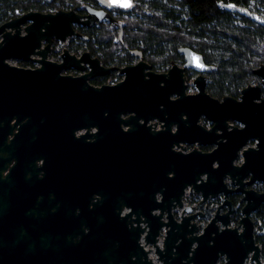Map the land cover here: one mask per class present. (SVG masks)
<instances>
[{
  "label": "water",
  "instance_id": "water-1",
  "mask_svg": "<svg viewBox=\"0 0 264 264\" xmlns=\"http://www.w3.org/2000/svg\"><path fill=\"white\" fill-rule=\"evenodd\" d=\"M100 1L106 7L123 11L135 7L134 0ZM106 17L115 22L102 9H90L84 18L74 9L31 11L18 19L19 25L26 18L32 19L25 27L26 33L20 35L17 30L16 39H4L0 57V264H157L155 260L160 264H217L222 257V264H246L248 259L250 263L264 264L252 218V212L264 201V191L245 190L242 200L247 203L242 208V217L238 225L232 226L231 214L235 209L228 199L225 203L230 207L223 213L189 214L193 207H185L184 215L178 220L170 209L154 212L152 205L141 204L146 200L153 201L154 205L153 190L149 193L140 190L141 179L135 173L129 178L124 176L127 148L131 146L135 150L142 137L140 133L121 128V123H130L122 113L135 112L131 122L140 124L139 118L153 115L159 102L168 100L172 92L190 97L184 95L182 68L175 64L168 73L145 71L149 64L142 58L137 65L121 69L125 72L123 80L95 85L89 79L108 73L110 68L102 66L90 51L77 56L66 48L61 62L48 59L54 40L66 41L71 36L82 35L75 28L76 23L94 26ZM43 40L47 41L45 47H42ZM179 50L188 65L196 66L193 61L203 63L202 54L191 47ZM32 54L41 63L37 68L12 66L5 61L7 57L28 60ZM70 68L83 73L62 72ZM254 73L264 84V64L255 68ZM261 88V85H249L243 89L244 101L258 97ZM200 90L206 93L205 84ZM197 105L194 101L190 104ZM256 105L258 113H264V100ZM93 126L98 127L99 151L106 154L109 148L113 153L115 175L110 177L109 199L106 196L103 203L111 201L113 208L94 206V209H83L80 214L70 205L52 209L47 198L42 197L40 201L37 198L46 188L42 182L45 179H40L38 173L58 164L55 159H48L39 166L35 158L49 143L62 144L66 156L75 155V142L90 134L87 132L79 138L76 130ZM255 133L261 139L259 146L245 150V163L234 168L241 172L240 178L233 179L234 184L264 181V126H257ZM241 146L228 156L230 160ZM220 150L202 155V162L212 171L202 183H197L198 167L194 175L188 173L189 165L195 166L199 158L189 153L180 161L183 167L174 181L180 204L188 185L202 195L201 202L209 195L215 197L226 187L223 174L213 175L218 170L227 171L223 166L213 167ZM131 156L138 154L131 152ZM249 173V180L244 182ZM106 181L105 176L99 177L100 189ZM128 184L132 186L126 192ZM197 216L208 222H198ZM162 226L167 231L160 243Z\"/></svg>",
  "mask_w": 264,
  "mask_h": 264
},
{
  "label": "flooded vegetation",
  "instance_id": "flooded-vegetation-1",
  "mask_svg": "<svg viewBox=\"0 0 264 264\" xmlns=\"http://www.w3.org/2000/svg\"><path fill=\"white\" fill-rule=\"evenodd\" d=\"M38 1L37 8L32 7L25 10V6H17V1L9 7L3 0H0V57L2 56L1 46L3 45L4 39H16L18 36L17 30H20V35L26 33L25 27L32 22V19L26 18L20 25L18 24V19L31 11L46 13L55 12L59 9H74L84 18L90 9H102L109 12L112 18L115 19V22L111 17H106L94 26L76 23L75 28L82 35L71 36L66 41L54 40L48 59L61 62L66 48L77 56L82 55L85 51H90L92 57H98L100 59L102 66L110 68L108 73L89 79L95 85H102L106 83L116 84L123 80L125 72H122L121 69L135 66L144 58L142 52L134 49L130 52L132 57L126 59L124 62H110L105 59L106 56L100 50L93 51L88 48L89 41L95 43L98 40L97 35L99 33L96 32L94 34L93 32L104 24L110 23L117 27L119 39H122L125 29L120 17L134 16V10L139 4V0H134L135 7L130 11L106 7L100 0H75V2H78L76 5L69 0L58 9H54L52 6L54 0ZM27 3L32 4L33 0L27 1ZM8 23L11 24L9 25ZM62 43H66L68 47L62 45ZM79 44L83 45L78 47ZM46 45L47 41L43 40L42 47ZM181 47L191 46H180L178 48L180 56L177 60L155 63L144 58L149 64L145 68V71L161 74L168 73L175 64L179 68H182L183 71L181 74L185 85L184 95L190 97H182L180 93L172 92L168 100L159 102L153 115L150 114L147 119L145 116L139 118L140 124L131 122V116L135 115V112L122 113V117L129 119L130 123H121V128L126 132L134 131L140 133L142 137L140 145L135 150L131 146L127 148L128 154L125 157L126 163L124 165L126 169L124 176L129 178L133 175L132 173H135L141 179L140 190L148 191V193L153 190L156 197L154 205L152 203L153 201L148 202L146 200L141 204L146 207L152 205V211L154 212L159 211L160 208L165 211L170 209L173 211L175 218L180 220L184 215L185 207H193L189 214L198 213L214 216L218 211L223 213L228 210L230 204L225 203V200L228 199L232 203L231 206L235 209L231 214V222L235 221L236 225H238L242 217V208L247 203L246 200H242L245 196V190L253 189L258 192L264 191L263 180H256L251 184L244 185L240 183L234 184L233 182V179L237 180L240 178L241 172L234 168L245 163V150L257 148L261 141L255 132L257 126H264V113H258L256 105V103H261L264 100L263 80L259 75L254 73L255 80L243 86L234 90H216L218 85L215 80V74L217 72L215 64L205 59L200 51L191 47L196 52L202 54L204 60L203 63L193 61L196 66L188 65L185 55L179 50ZM117 55L127 56L129 53L118 50ZM31 57L28 60L7 57L5 61L12 66L27 68L39 67L41 63L36 60L37 56L32 54ZM86 65L88 66L89 64L87 63ZM62 72L76 75L83 73V71L74 68L64 69ZM1 80L0 77V84ZM95 80H100L101 83H95ZM113 81L115 83H112ZM202 84H205L206 93L204 94L200 92ZM249 85H261V92L258 97L254 96L251 100L244 101L243 89ZM251 95L253 96V94ZM193 101L198 105L190 106ZM182 103L184 105L181 106ZM16 131L18 130L16 129ZM87 132L90 133L88 136L84 137V139H82L83 137L80 138L82 134ZM97 133V126H93L90 129L85 127L76 130V136L80 140L74 144L76 153L73 156L65 155L66 149L62 144L53 145L49 143L42 148L41 154L35 158L38 165L43 166L44 162L48 159H55L58 165L52 169L50 168L51 170L44 168L39 171L38 177L45 179L42 182L45 183L46 187L44 192L38 195L37 198L39 201L42 197L47 198L51 202L52 209L70 205L75 209L76 214H80L86 208L94 209V206L104 205L106 196L109 199L111 194L110 177H114L115 171L113 153L109 148L108 153H106L107 155L99 151L100 145ZM240 144L242 146L236 151L235 158L230 160L228 156L234 153V149ZM219 149H221L220 154L214 160L213 167L223 166L227 168V171L222 172L218 170L213 175L217 174V176H220L223 174L226 187L221 188L215 197L209 195L204 202H201L203 199L202 195H198L195 192V187L188 185L184 189L180 204L177 199V190L174 184L175 178L179 175L183 167L180 166V161L189 153H191L189 154L190 156L199 158L195 166L194 164L189 165L188 173L194 175V170L198 167L197 183H202L208 176V173L212 172L210 166L202 162V158H204L202 155L204 156L207 153L219 151ZM131 152L133 155L138 154V156H131ZM15 160L16 157H14ZM104 176L107 178V181L101 184V190L100 185L98 186V179ZM249 178L250 173L245 177L244 182L249 180ZM131 186V184L126 186V192L130 191ZM255 199L253 196L252 200ZM102 208H113L111 201L107 200ZM198 216L196 217L198 222H208V219L199 218ZM252 218L255 221L256 240L257 238H264V201L252 212ZM85 229L88 231L87 228ZM166 231V226H162L160 233H163L164 238ZM260 245L262 247L261 258L264 261L263 242ZM150 255L155 257L154 253ZM220 261L221 259L218 263ZM246 264L252 263L248 259Z\"/></svg>",
  "mask_w": 264,
  "mask_h": 264
},
{
  "label": "trees",
  "instance_id": "trees-1",
  "mask_svg": "<svg viewBox=\"0 0 264 264\" xmlns=\"http://www.w3.org/2000/svg\"><path fill=\"white\" fill-rule=\"evenodd\" d=\"M27 1L3 0L9 7L14 2L25 10L38 7V0ZM67 1L54 0L52 6L58 9ZM223 3L245 6L264 16V0H139L134 16L120 17L125 29L122 39L117 27L104 24L93 32L99 33L98 40L89 41L88 48L100 50L110 62H124L136 49L146 60L162 63L177 60L180 46H191L217 67L216 90H234L255 80L254 69L264 64V25L222 7ZM118 50L129 55L118 56ZM257 241L263 242L264 252V238Z\"/></svg>",
  "mask_w": 264,
  "mask_h": 264
},
{
  "label": "built area",
  "instance_id": "built-area-1",
  "mask_svg": "<svg viewBox=\"0 0 264 264\" xmlns=\"http://www.w3.org/2000/svg\"><path fill=\"white\" fill-rule=\"evenodd\" d=\"M222 7L230 10V11H234V12H239L240 14H245L247 16H249L250 18L258 21L259 23L264 25V16L262 13H255L252 12L248 7L245 6H240L237 5L235 3H227V4H221ZM112 83H115L114 81ZM164 235L161 232L159 235V240L160 243L163 241ZM154 257V256H153ZM157 264H160V262L158 260H155Z\"/></svg>",
  "mask_w": 264,
  "mask_h": 264
},
{
  "label": "rangeland",
  "instance_id": "rangeland-1",
  "mask_svg": "<svg viewBox=\"0 0 264 264\" xmlns=\"http://www.w3.org/2000/svg\"><path fill=\"white\" fill-rule=\"evenodd\" d=\"M62 45H65L66 47H68L66 43H62ZM84 46H85V45H84ZM230 224H231L232 226H233V225H236L235 221L231 222ZM223 262H224V257L221 258V261H220V263H218V264H222ZM252 264H256V263L254 262V263H252Z\"/></svg>",
  "mask_w": 264,
  "mask_h": 264
},
{
  "label": "snow or ice",
  "instance_id": "snow-or-ice-1",
  "mask_svg": "<svg viewBox=\"0 0 264 264\" xmlns=\"http://www.w3.org/2000/svg\"><path fill=\"white\" fill-rule=\"evenodd\" d=\"M121 6L127 7V6H130V4H123ZM196 59H198V58H196Z\"/></svg>",
  "mask_w": 264,
  "mask_h": 264
},
{
  "label": "bare ground",
  "instance_id": "bare-ground-1",
  "mask_svg": "<svg viewBox=\"0 0 264 264\" xmlns=\"http://www.w3.org/2000/svg\"><path fill=\"white\" fill-rule=\"evenodd\" d=\"M143 240V239H142Z\"/></svg>",
  "mask_w": 264,
  "mask_h": 264
}]
</instances>
